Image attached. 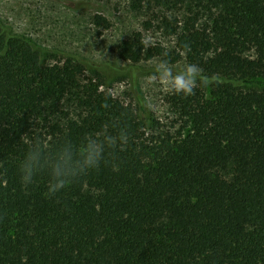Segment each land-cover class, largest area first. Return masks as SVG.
<instances>
[{
	"label": "trees",
	"instance_id": "1",
	"mask_svg": "<svg viewBox=\"0 0 264 264\" xmlns=\"http://www.w3.org/2000/svg\"><path fill=\"white\" fill-rule=\"evenodd\" d=\"M173 1L193 5L177 52L136 33L119 55L132 65L185 56L211 78L176 97L187 119L175 131L109 90L131 66L61 52L49 64L50 51L0 21V264H264V0ZM36 126L52 148L121 127L129 143L117 170L102 164L48 198L46 176L25 188L17 174L20 136Z\"/></svg>",
	"mask_w": 264,
	"mask_h": 264
},
{
	"label": "rangeland",
	"instance_id": "2",
	"mask_svg": "<svg viewBox=\"0 0 264 264\" xmlns=\"http://www.w3.org/2000/svg\"><path fill=\"white\" fill-rule=\"evenodd\" d=\"M191 9L193 5H179L173 0H145L141 8L132 0H0V21L14 34L50 51L49 64L56 63L58 59L51 56L61 52L97 65L117 69L131 66V73L112 75L117 78L112 80L109 90L127 103L138 104L141 100L162 129L175 131L186 125L187 119L176 102L179 94L148 82L162 58L132 65L120 58L119 51L125 40L140 33L147 48L162 47L169 54L177 52V33L193 16L189 14ZM186 64L183 56L169 66L179 71ZM108 75L105 77L110 78ZM93 77V72H87L83 79ZM73 97L69 96L64 104V112L71 115L78 113Z\"/></svg>",
	"mask_w": 264,
	"mask_h": 264
},
{
	"label": "clouds",
	"instance_id": "3",
	"mask_svg": "<svg viewBox=\"0 0 264 264\" xmlns=\"http://www.w3.org/2000/svg\"><path fill=\"white\" fill-rule=\"evenodd\" d=\"M148 82L157 83L170 93L190 96L195 94L198 85L206 86L212 81L203 75L198 64L189 63L174 71L167 61H160ZM31 119L36 125L39 123L38 117L33 115ZM36 128L33 135L24 133L20 136L19 144L24 151L17 165V174L25 188L33 185L38 176H46L45 195L48 198L55 197L70 183H75L89 171L99 169L102 164H110L113 170H117L116 153L124 151L129 143V133L121 127L115 135L107 130L86 133L78 143L66 139L52 148L37 138Z\"/></svg>",
	"mask_w": 264,
	"mask_h": 264
}]
</instances>
